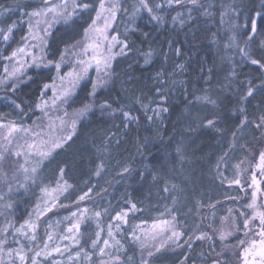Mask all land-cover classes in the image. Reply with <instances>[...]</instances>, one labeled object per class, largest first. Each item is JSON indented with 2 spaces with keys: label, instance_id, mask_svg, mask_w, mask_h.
Returning <instances> with one entry per match:
<instances>
[{
  "label": "trees",
  "instance_id": "16d2710c",
  "mask_svg": "<svg viewBox=\"0 0 264 264\" xmlns=\"http://www.w3.org/2000/svg\"><path fill=\"white\" fill-rule=\"evenodd\" d=\"M135 2L136 0H126L125 7ZM207 2L214 3L219 9L221 3H231L232 0H207ZM50 3L56 4L58 0H50ZM235 3L249 10L259 5L260 0H235ZM18 4L26 6L27 11L45 7L43 0H0V6L5 8H15ZM98 4L99 0H96L97 7ZM178 11L181 10L179 8L175 11L169 10L165 22L159 25L150 23L147 14L137 18L139 28L135 32L127 33L131 51L114 62L112 78L105 88L98 90V95L95 97L97 106L107 101L112 105V109L130 110L138 120L125 129L121 123L122 117L117 115L115 118H109V113H106L101 118L102 114L97 110L94 115L89 114L77 126L72 140L53 153L54 159L44 162L39 189L46 184L55 186L58 183L59 167L69 164L72 171L64 177L71 187L63 191L59 199V205L63 204L64 207L57 205L52 211L39 218L40 228L37 235L41 247L43 240L39 238L46 239L53 220L77 210V206L79 209L87 208L88 217H93L96 211H102L104 208H110L112 216L120 211L127 213V222L123 225L124 231L117 233L115 239L120 241L123 249L120 253V261L124 262L126 258L131 257L129 264L133 262L139 264L141 259L137 256L139 248L130 241L129 233L133 225L151 220L149 214L145 215L148 213L146 209H152V212L165 209L175 215L182 231L187 233L182 239H187L198 227L210 233L209 225L217 228L220 220L229 215L228 210L232 209V214L238 219L240 227L237 236L229 242V245H234L242 238L243 220L239 213L249 212L247 205L250 203L251 193L246 186H242L239 166L248 158H252L255 162L262 145L254 138L251 127L238 133V138L233 140L231 132L236 131L239 123L236 116L239 105L236 103L234 93L238 82L247 84L248 81H252L259 84L261 73L256 66L243 61L236 48L223 47L230 32H227L226 26L219 25L218 12H214L212 18L201 17L195 24L182 26L172 21V16ZM90 15L94 17L95 12ZM19 17L20 13H16L11 19L17 20ZM4 18V13L0 11V20ZM24 19L27 20V17ZM87 23H90V19L86 14L82 15L77 24L71 28L56 27L50 35L46 57L59 61V53L84 36L83 27H87ZM126 25L127 17L121 11L117 14L113 25V29L122 34L121 39L124 38ZM26 30L27 26L21 22L14 34V40L8 45L0 42V57L10 54L21 45V37ZM142 32H148L149 36L144 37ZM213 33H218L215 44L211 42ZM176 48L181 49L180 55L176 54ZM251 48L256 56L264 54L256 50L255 45ZM149 50L153 54L150 62L145 64L141 52ZM229 56L232 57L231 60L227 59ZM178 64H183L184 68L182 70L176 68ZM213 65L215 70L209 94L214 99L219 96L221 100V105L214 111L221 117L220 128L224 133L218 134L216 130L206 128L192 132L188 128L191 119L196 118L199 123L205 117L212 118L213 106L205 107L200 102L190 105L189 101L193 99L192 93L201 95V89H208L205 73L207 68ZM4 66L5 60L0 59V78L3 77ZM202 67L204 72L201 71ZM232 72L235 73L231 78L232 91L221 92V86L228 83L226 77ZM158 73H164L159 81ZM56 75L55 69L49 71L32 68L27 74L26 81L20 84L15 92L0 89V122L29 125L37 119L39 112L35 105L41 103L44 98L43 85L51 83L50 77L54 78ZM202 76L204 79H201ZM91 83L89 79L80 86L72 101L73 106L81 107L90 102L88 93L91 90ZM158 86L163 87L169 97L167 103L163 105L168 107L169 111L153 122L146 118L142 105L137 103V98L143 97L144 104H150L153 100L160 102L155 91ZM12 101L21 107H14ZM262 101L264 97L257 96L247 106L248 110L251 112L253 108H259ZM147 115H152V112H147ZM255 136L258 138L259 134L256 133ZM105 137H111V142L104 139ZM178 145L182 146L183 157L176 156ZM229 145L232 147L230 148ZM225 152L228 153L225 157L227 163L220 165V172L223 173L221 178L216 165ZM102 154L108 161L107 170L103 173L104 179L93 174L94 165L91 163L93 159L98 162ZM182 160L183 164H181ZM122 166H127L131 175L122 172ZM148 171H159L161 176L170 178L169 187L175 183L182 190L175 193L180 200L178 205L173 204L168 193L161 191L163 184H153ZM139 173H143L147 179ZM237 177L241 180L239 185L230 183ZM61 184L64 185V181ZM89 188H92L91 198L79 201L78 197L88 192ZM35 203V197L20 199L10 211L8 220L0 221V227L9 222L19 227L25 221L32 219ZM133 203L138 210L131 213ZM211 205H215V209ZM174 207L177 211L172 212ZM109 221L107 215L103 216L100 227L103 228ZM96 231H99L97 221L85 220L79 236L78 249L82 247L92 253L91 239H96ZM89 236L91 239H88ZM8 240L9 246L12 247L13 237L9 236ZM219 252L224 253L219 257L223 264H233L230 255L226 250L223 251L218 239L214 242L194 241L191 249L186 246L168 248L162 250V253H154V256L148 260L149 264H180V261L187 257L185 264H211V260L217 258L216 253ZM96 256L95 252L90 264H98ZM4 259L7 261L8 257L5 256ZM87 263L82 254L78 262L75 261L73 264Z\"/></svg>",
  "mask_w": 264,
  "mask_h": 264
},
{
  "label": "snow or ice",
  "instance_id": "6c2138e0",
  "mask_svg": "<svg viewBox=\"0 0 264 264\" xmlns=\"http://www.w3.org/2000/svg\"><path fill=\"white\" fill-rule=\"evenodd\" d=\"M126 0H99L98 7L96 6V0H58V3L52 4L50 0H43L45 7L34 9L32 11H27L26 6L17 5L15 8H5L0 6V11L5 15L3 20H0V42L5 45H8L11 40L15 38V32L17 31L21 22H23L29 29L28 33L21 37V46L13 50L10 54L0 57L5 61H9L11 64V71H9V64L4 66V76L0 78V89H10L12 92H15L21 83H23L24 76L26 75L23 71L25 66L37 69H48L51 71L55 69L56 77H50L51 83H45L43 85L44 92L43 95H46V92L51 90L53 92L52 105L58 106L59 104H68L70 97L75 91L76 86L87 77L89 68L92 66V61H95L96 71L98 77L96 80L91 83V90L88 93L90 98L89 103H85L82 108L76 110L73 113L74 119L71 123L72 131L66 137L61 138L59 141L52 139L47 141L41 137V133L33 129L23 128L15 123L8 125L0 124V128H7V134L4 136L5 144L0 146V166L4 164L9 165V171H3L0 168V184L3 185V188L7 189L8 193L13 191L14 185L16 188H26L27 184L30 182L35 184L38 179H40V173L43 171L45 166L44 162L46 160L54 159L53 152L56 149H62L67 141L72 140L75 135V128L77 120H82L87 115L95 114V111H99L102 115L109 113V118H115L117 115L122 117L121 123L127 129L132 122L138 120V117L134 116L130 110L124 109H112V105L107 101H104L99 106L96 105L95 97L98 95V89L104 87L108 81L111 79L112 73L114 71L112 67V62L116 59L117 56H126L128 52L131 51V47L127 38L128 32H135L139 28L137 23V18L141 17L142 14H147L149 22L155 25H159L165 22V16L168 14L169 10L175 11L179 8L181 11H178L175 16H172V21L178 22L180 25H186L189 23L195 24V22L201 17L212 18L214 12H218L219 15V25L226 26L227 32L231 34L228 35L227 41L224 42L223 47L225 49L236 48L241 55L243 61H247L251 65L256 66L257 70L261 73L259 84H255L252 81H248L247 84L239 83L235 90L236 103L239 107L236 109L237 120L239 121L236 126V131H232L231 135L233 140L238 138V133L243 132L244 130L251 127L254 132V138L258 139V142L264 147V101L261 102L259 108H253L250 112L248 110V105L251 104V101L254 100L257 96L264 97V54L256 56L255 51L252 50L251 46L255 45L256 50L261 53H264V0H260L259 5L254 6L249 10H245L241 5L235 3V0H232L231 3H221L219 9H217L214 3H208L207 0H136V2L128 7H125ZM123 12L127 17V25L124 38L121 39V33L116 32L113 29L115 34L109 36L108 30L112 28L113 23L117 19V14ZM95 12V16L92 17L90 14ZM16 13H20V17L17 20H12L11 16ZM89 15L90 23H87V27H83L84 41H77L71 46L72 50L81 49L82 52L87 55L88 50L91 49L94 53L89 60L80 59L77 61L75 67L79 68V71H76L75 68L71 71H68L61 75L62 66L64 64L67 50L60 52V60L57 61L55 58H47L44 55H41L39 58L35 55V49L37 45L35 43H30L35 41L38 37L36 33L33 32L34 25L31 23L32 20L36 21V26L43 24V27L40 28L42 36H50L51 32L49 29L53 24L62 23L66 27H73L77 24V21L81 19L82 15ZM28 19L25 20L24 18ZM41 18H43L41 20ZM102 21L103 26H98V22ZM227 34V33H226ZM144 37H148V32H142ZM218 33L212 34V43L215 44L216 37ZM88 40H93L92 43H86ZM44 47L40 48V51L43 53L48 47L47 42L42 40ZM33 49L30 51L29 49ZM101 48L103 49L102 51ZM118 48V51L114 49ZM175 52L177 55H180L181 49L176 48ZM98 53V55H97ZM73 54H77L73 52ZM152 51L141 52L145 60V64L150 62ZM21 57H26V59L21 60ZM228 60H231L232 57H227ZM46 61V62H45ZM176 68L183 69V64L176 65ZM215 65L207 68L206 70V83L209 85L208 89H201L202 94L196 95L192 93L193 99L189 101L190 105H194L196 102H200L203 106L207 107L208 105L213 106V111L211 112L212 118H203L199 123L196 118L190 120L188 128L192 132L199 131L201 129H214L218 134H223L224 130L220 128L222 122L219 113L215 112L214 109L221 105V100L219 96L213 98L209 93L211 91V80L214 75ZM201 71L204 72V68H201ZM102 73V75H100ZM164 73H158L157 79L160 80ZM235 75L234 72L230 73L226 80L228 83L222 85L220 91H232V77ZM105 77L107 79H105ZM67 78L68 85L64 86V81ZM61 82L60 90L57 91L56 80ZM201 79H204L202 76ZM156 95L159 97L157 102L153 100L150 104H144V98H137V103H140L145 111L146 118L149 121L155 122L156 120L162 117L163 113L169 111L168 107L163 106L167 103L169 97L165 89L161 86H158L156 89ZM12 104L16 108H20L19 104H16L15 101H12ZM155 104V107L151 105ZM36 109L44 112L48 108V101L43 100L42 103L35 105ZM151 111L152 115H147V112ZM23 110L21 109V115ZM65 116L68 113L65 111ZM63 122V121H62ZM24 132L31 133L33 137L32 143H27L19 145L15 150H13L9 145L12 144V134L15 132ZM258 133V138L255 134ZM104 139L111 142V137H105ZM147 144V142H146ZM145 144V146H146ZM231 148L232 145H229ZM104 151H107L105 146ZM38 157L36 166L27 167L26 165L30 163V157ZM176 156L183 157L184 152L182 146L178 145L176 148ZM228 156V153L225 152L217 162V172L221 178H223V173L220 172V165L226 164L227 161L225 157ZM24 158V162L21 163L20 158ZM175 158V157H174ZM259 160L260 164L258 167L262 174H264V150L259 151ZM91 163L94 165L93 174L96 177L104 179L103 173L107 170L108 161L103 158L101 155L99 161L93 159ZM184 161H181L183 164ZM165 167V166H162ZM60 180L64 181L63 188H60L58 185V191H66L67 188L71 187L68 185L67 181L64 180V177L68 175L72 168L69 164H65L64 167H59ZM122 172L129 173L131 172L127 166H122ZM120 174V173H118ZM147 179V176H144L143 173H139ZM148 176L152 177L154 185L163 184L164 187L161 189L163 193H168L170 198L173 201L174 205H178L180 200L177 199L175 193L182 191L177 187L175 183L171 184L169 187L170 178H165L161 176L159 171H148ZM230 183L239 185L241 180L239 177L233 179ZM251 184L255 187L256 191L252 193L251 203L247 205L248 208L253 209L251 215L247 213L240 212L239 216L244 217L243 219V228L247 229L249 232L253 231L252 222L258 220V231L255 233L260 237L259 246L261 249V255L264 256V211H256V195L259 191V182L256 179V176L251 177ZM47 193V189H43ZM92 188H89L88 192H85L83 195L78 197L79 201H83L86 198H91L90 193ZM67 198V197H66ZM230 199H235L234 197H229ZM5 196L3 194V189H0V202H3ZM57 198L53 197L50 202V206L42 209L40 212L36 213V220H27L19 227H16L12 223H7L5 226L0 227V264H40L39 258L43 257L44 260H47L52 256V253H59L63 255V251L59 246H51L50 242L53 240L51 234H47L46 239L39 238L43 240L42 247L38 243V230L40 228L39 218L43 216L46 212L52 211L57 206ZM64 207L63 204L59 205ZM5 208H11V204H5ZM72 212L71 216L75 217L77 222L71 224L67 229L68 233H79L81 228V220H90L95 219L97 221V228L99 231L95 232L96 239H91V236L88 239H91V247L93 249L92 253H89L87 250L81 247L80 251L75 253V257L70 253L68 255V261H74L81 257L83 253V258L85 261H91L92 255L95 254V250H99L100 257L110 255L106 249L110 246L109 240H103V247L100 246V233L104 231L100 227L102 217L107 215L110 221H115L116 223H109L107 225V235L113 241L117 250H119L120 241L115 240L113 235V228L119 230L121 222L126 223L125 217L127 216L126 212L120 211L116 212L114 216L111 215L110 208H104L102 211H96L93 217H88L85 215L87 209L79 210ZM215 209V205H211ZM264 207V206H262ZM131 210H138L135 203L131 205ZM177 211V208H173L172 212ZM229 215L226 218L228 221H231L227 229H217L213 225H209L211 232H206L201 228H197L193 231L192 235H189L187 239H182L187 233L184 231L178 230L180 228L179 223L176 220L175 215H171V219L161 220L159 227V232L153 236V240L156 243L153 244L151 249L147 250V257L143 255L144 246L141 245L142 254L139 264H149L148 258L154 256V253H162V250L173 248V247H184L191 249L194 241H215L219 240L223 243L228 239L232 234L233 230H238L240 223L236 216L232 214V209L228 210ZM171 214V213H170ZM0 215H3V212H0ZM26 229V230H25ZM191 231V230H190ZM198 233V234H197ZM133 239L139 240L140 237L135 235L133 231ZM12 236V243L16 244L17 247L9 246L8 237ZM23 237V240L17 238ZM64 240H72L74 244H79L80 240L78 236L67 235L61 237ZM246 241H240L241 244H244ZM87 243V241H85ZM256 241L253 240L249 248L244 249L245 260L244 264H248L247 255L251 251L252 247L256 246ZM227 247V245H225ZM67 251V248L64 249ZM224 255L223 252L216 253L215 259L211 260V264H223L222 260L219 259L220 256ZM7 256L8 260L6 261L4 257ZM113 259L119 260L118 256L112 257ZM131 261L132 258L129 257ZM187 260V257H185ZM185 260L180 261V264H185ZM52 264H60V261L52 260ZM103 264V262H102ZM135 264V262H133Z\"/></svg>",
  "mask_w": 264,
  "mask_h": 264
},
{
  "label": "rangeland",
  "instance_id": "374dc122",
  "mask_svg": "<svg viewBox=\"0 0 264 264\" xmlns=\"http://www.w3.org/2000/svg\"><path fill=\"white\" fill-rule=\"evenodd\" d=\"M42 19L43 18H41V20ZM31 23L34 25L33 32L36 33V35L38 37L35 41L30 42V43H35L37 45L36 49L34 50L35 55L38 58L41 55L47 56V48L48 47L45 49V51L43 53L40 51V48L44 47L42 40L46 41L47 45H48L50 36H46V37L42 36V33L40 32V28L43 27V24H41L40 26L37 27L35 20H32ZM113 25H114V23H113ZM113 25H112V28H110L108 30L109 36L115 34L113 32ZM58 26H64V25L62 23L53 24V26L51 27V29H49V31L52 33L53 30ZM98 26L102 27L103 22L99 21ZM28 31H29V29L27 28V30L24 32L23 36L25 34H27ZM79 41H84V36ZM92 42H94V41L88 40L86 43H92ZM20 46H18V47H20ZM29 50L33 51V49H31V48ZM66 50H67V55H66L64 64L62 66V70L60 73L61 75H63L64 73H66L68 71L73 70L74 68L76 71H79V68L75 67L77 64V61L80 59L89 60L91 58V56L94 54L92 52V50L89 49L87 55H85L81 49L77 48L75 50H72L71 46L66 48L64 51H66ZM102 50L103 49L101 48L100 51H102ZM118 50H119L118 48L114 49V51H118ZM73 52H75L77 54H73ZM97 55H98V53H97ZM119 57L120 56H117L116 59L112 62V67H113L114 62ZM23 59H26V57H21L22 61H23ZM5 64H9V71H11L12 69H11L10 62L5 61ZM32 68H35V67H32ZM32 68L25 66V68L23 69L24 73L26 74L24 76L23 83L26 81L27 74ZM2 75L4 76V70H3ZM100 75H102V73ZM97 77H98V73L96 71L95 61H92V66L89 68L87 77L84 80H82L76 86L75 91L73 92L72 96L70 97V101L68 104L61 105V104H59V101H57L58 106H53L52 105L53 92L51 90H49L46 92V95H44V98H43V100L48 101V108L45 109L44 112H41L40 110H38L39 117L37 119H35L29 125H22V124H16V123L15 124L20 126V127H23V128L33 129L37 132H40L41 137L47 141H50L52 139L59 141L61 138L66 137L69 134V132L72 131L71 123H72V120L74 119L73 113L76 110L83 107V106L75 107L72 105V101H73L74 97L76 96V93L78 92L80 86L85 81H87L89 79L91 81H94L97 79ZM111 78H112V76H111ZM105 79H107V78L105 77ZM109 81H108V83H109ZM108 83L105 86H107ZM60 85H61V82L57 79L56 80L57 91L60 90ZM64 86H66V87L69 86L67 78L64 81ZM105 86L100 88V89L105 88ZM100 89H98V90H100ZM9 91H11V90L9 89ZM42 101H41V103H42ZM65 111L68 113L67 116L64 115ZM88 116L89 115H87L82 120H77L75 132L77 130V126L84 119H86ZM11 123H13V122H0V124H5V125L11 124ZM7 131H8L7 128H0V146H3L5 144L4 136L7 134ZM10 139L12 140V144L9 145V147H11L13 150H15L19 145L25 144V141L27 143L33 142L32 134L31 133L26 134L22 131L13 133L12 137H10ZM262 150H264V147H262V149L260 151H262ZM251 157H254V156H251ZM29 159H30V163L27 164L26 166L29 168L36 166L38 157H36L34 155V156L30 157ZM20 161H21V163H23L24 158L21 157ZM259 164H260L259 155L257 156V159L255 162L252 158H248L243 163V165L239 166V172H240L239 175H240V178L242 179V182H243L242 186L243 187L246 186L247 189L250 190V193H251L250 199L251 200H252L253 191H256L255 187H253L251 184V177L253 175L256 176V179L259 182V191L257 192V195H256V203H257L256 211H264V207H262V206H264V174L261 173L260 168L258 167ZM0 168H2L3 171H9V165L8 164H4V165L0 166ZM62 182L59 180L55 186H52V185L49 186L48 184H46V185H43L39 189V179H38L35 184H32L29 182L27 184L26 188H16L14 185L13 191L11 193H8L7 189L3 188V185L0 184V189H3V194L5 196L4 201L0 202V212H3V215H0V218H1L0 221L4 222V221L8 220V218L10 217V211L13 210V206H15V204L19 203L20 199H23V198L33 199L34 197L36 199V203H35V206L32 210L33 217L31 220H36V213L40 212L42 209L46 208L47 206H50V202L52 201L53 197L57 198V201H58L57 205H59V199L62 197V192L58 191L57 189H58V185L60 186V188H63L64 185L61 184ZM43 189H47V193L45 191H43ZM251 200H250V203H251ZM5 204H11V208H5L4 207ZM84 209H87V208H80L79 210L82 211ZM146 210H148L147 211L148 213H145V215L149 214V218H151V220L142 221V222H139V223L133 225L131 227V231L129 233L130 241L137 248H139V255H137L138 258H139V256L141 258V254H142L141 245L144 246L143 255L145 257H147V250L151 249L153 244L156 243V241L153 240V236L157 232H159V227H154V226H158L160 224L161 220L171 219V215H172V214H170L171 212L166 211L165 209H163L160 212H152V209H146ZM76 211H78V209L73 211V212H76ZM131 211H132L131 213L134 212L133 210H131ZM123 212H125V211H123ZM252 212H253V209L249 208V212L247 214L251 215ZM71 213H69V214H67L61 218H57V219L53 220V222L51 223V226H50L51 230L49 231V234H51L53 236V240L50 242V245L51 246H59L61 248V250L63 251V255H60L59 253L53 252L52 256L50 258H48L47 260H44L43 257L39 258L40 264H52L53 259L60 261V264H73L75 261L78 262V260L80 259V258H78V259H75L74 261H68V259H67L68 255L71 253L75 257V253L77 251H80L81 248L78 249L79 245L74 244L72 240L61 239V237H64L67 235H73L74 237L75 236L79 237L81 235L83 222L85 220H81V228H80L79 233L70 234L67 231V229L71 226V224H74L77 222L76 218L71 216ZM87 214H88V211L85 213V215L87 216ZM126 217H125V219H127ZM227 217H228V215L223 217L220 220V222L217 224V229H227L229 227V224L231 223V221H228L226 219ZM241 218H242V220L244 219V217H242V216H241ZM93 221H95V219H93ZM109 223L115 224L116 222L115 221H109L108 224ZM108 224H106L103 227V229L105 231H101V233H100V246L103 247V240L108 239L110 246L106 249V251L110 255L100 257L99 250L96 249L95 250L96 255H97L96 257L98 258L97 263L102 264V262H103V264H129V262H130L129 257L126 258L124 262L120 261V258H121L120 253L123 252L122 245L120 244L119 250H117V246H115L114 241L110 237H108V235H107V225ZM124 224H125L124 222H121L119 230L113 228L114 237H115V235H117V233L120 234L124 231V227H123ZM258 225H259L258 220L252 222L253 231H251V232H249L247 229L243 228V230L241 232L242 238L237 243H235L234 245H231V246L229 245V242L237 236L238 230H233L232 234L223 243L219 240V238L217 236L216 239H218L221 242L223 251L226 250L228 252V254L230 255V257L232 259L233 264H244V260H245L244 249L249 248L251 246V243L253 240H255L257 243H256L255 247L251 248V251L247 255L248 264H264V256L261 255V249L259 246L260 237L255 234L258 231ZM178 230L182 231V227L180 226V228ZM133 231L135 232V235L137 237H140L139 240L133 239V235H132ZM17 238L23 240V237H17ZM240 241H246V242L244 244H241ZM38 243H39V240H38ZM225 245H227V247H225ZM12 247H17V245L12 244ZM65 248H67V251H64ZM82 254H81V257H82ZM115 256H118L119 260L112 258ZM17 264H19V261H17ZM87 264H90V261H88Z\"/></svg>",
  "mask_w": 264,
  "mask_h": 264
}]
</instances>
